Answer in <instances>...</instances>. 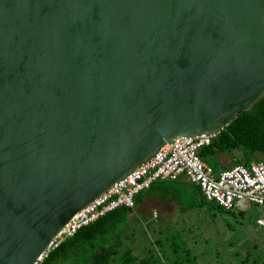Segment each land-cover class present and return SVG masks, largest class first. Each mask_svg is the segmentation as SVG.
<instances>
[{"label": "water", "instance_id": "water-1", "mask_svg": "<svg viewBox=\"0 0 264 264\" xmlns=\"http://www.w3.org/2000/svg\"><path fill=\"white\" fill-rule=\"evenodd\" d=\"M263 97L264 0H0V264Z\"/></svg>", "mask_w": 264, "mask_h": 264}, {"label": "rangeland", "instance_id": "rangeland-1", "mask_svg": "<svg viewBox=\"0 0 264 264\" xmlns=\"http://www.w3.org/2000/svg\"><path fill=\"white\" fill-rule=\"evenodd\" d=\"M233 156H241V153L238 150L225 152L219 155V160L228 164ZM255 156L264 160L260 153ZM169 185L179 187L175 183ZM188 189L189 193L179 187L178 195L184 206L196 209L187 213L190 222L160 223L151 215L128 220L126 224L130 227L129 232L133 230V235L130 240L125 238L114 264L126 261L123 254L127 247L131 248L132 256L147 258L150 264H173L171 260L176 252L181 264H261L264 260V226H258L255 220L263 214L264 206L247 204L244 210L230 212L215 204L200 206L196 205L199 200L197 186L192 184Z\"/></svg>", "mask_w": 264, "mask_h": 264}, {"label": "built area", "instance_id": "built-area-1", "mask_svg": "<svg viewBox=\"0 0 264 264\" xmlns=\"http://www.w3.org/2000/svg\"><path fill=\"white\" fill-rule=\"evenodd\" d=\"M218 134L203 132L169 140L146 162L116 182L78 212L48 244L33 264H39L48 252L83 226L119 207L132 208L134 198L159 180L185 177L196 184L208 201L223 210H244L247 204L264 206V163L252 160L215 171L201 160L198 151ZM264 226V212L255 220Z\"/></svg>", "mask_w": 264, "mask_h": 264}, {"label": "trees", "instance_id": "trees-1", "mask_svg": "<svg viewBox=\"0 0 264 264\" xmlns=\"http://www.w3.org/2000/svg\"><path fill=\"white\" fill-rule=\"evenodd\" d=\"M234 150H238L241 156H233L228 164L219 160L220 154L232 153ZM256 153L264 156V97L251 109L233 118L208 145L198 151L201 160L215 171L235 164H247L252 160L264 163V160L255 156ZM140 194L141 192L138 196ZM197 194L199 200L196 205L218 206L214 201H208L198 186ZM134 202H137V196ZM130 212L131 208L122 206L81 227L73 236L65 238L50 250L39 264H114L115 255L119 253L125 238L129 239L133 235V230L129 232L130 227L126 224ZM130 253L131 249L127 247L123 254L126 260L123 264H150L149 259L138 258ZM174 256L171 262L181 264L178 252ZM164 258L168 259L165 256ZM261 264H264V260Z\"/></svg>", "mask_w": 264, "mask_h": 264}, {"label": "crops", "instance_id": "crops-1", "mask_svg": "<svg viewBox=\"0 0 264 264\" xmlns=\"http://www.w3.org/2000/svg\"><path fill=\"white\" fill-rule=\"evenodd\" d=\"M169 183L179 184V187L184 189L185 192L189 191V185L194 184L185 177H180L177 180H159L154 182L150 188L142 191L139 196L136 195L137 202L131 208L129 220H140L146 215H151L152 219H159L160 223L174 221L184 224L188 222L187 213L191 210L196 211V209L184 206L181 203L182 197L178 195L179 187H172ZM193 191L195 192V190ZM132 209L134 210L132 211Z\"/></svg>", "mask_w": 264, "mask_h": 264}]
</instances>
